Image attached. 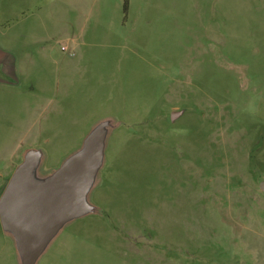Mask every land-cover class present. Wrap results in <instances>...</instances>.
I'll return each instance as SVG.
<instances>
[{"label":"rangeland","instance_id":"1","mask_svg":"<svg viewBox=\"0 0 264 264\" xmlns=\"http://www.w3.org/2000/svg\"><path fill=\"white\" fill-rule=\"evenodd\" d=\"M32 6L0 95V197L29 151L41 183L105 135L92 209L34 264H264V0ZM0 264H29L1 221Z\"/></svg>","mask_w":264,"mask_h":264},{"label":"water","instance_id":"2","mask_svg":"<svg viewBox=\"0 0 264 264\" xmlns=\"http://www.w3.org/2000/svg\"><path fill=\"white\" fill-rule=\"evenodd\" d=\"M104 137L101 127L86 140L79 154L41 183L33 181L41 152L31 150L9 180L0 197V221L14 236L27 263L37 261L66 222L92 209L87 195L102 165Z\"/></svg>","mask_w":264,"mask_h":264},{"label":"crops","instance_id":"3","mask_svg":"<svg viewBox=\"0 0 264 264\" xmlns=\"http://www.w3.org/2000/svg\"><path fill=\"white\" fill-rule=\"evenodd\" d=\"M21 3L25 8L20 12ZM33 9H35V6H32V0H23V2L22 0H0V95L6 93L4 89L5 84L8 83L6 78L12 79V84L19 86V74L24 69L19 58L22 52L25 55H28V53H25L26 51L20 53L15 45L18 44L21 36L30 34V30L27 28L34 24L31 17ZM21 13L22 17H27L23 21H20L22 20L20 18ZM27 13H29L28 16ZM20 24H23L25 26L24 30L29 33H24L20 36V34L13 32V27ZM26 65L27 70L29 68L28 62ZM20 94V92L9 91L8 96L11 99H16L20 98Z\"/></svg>","mask_w":264,"mask_h":264}]
</instances>
